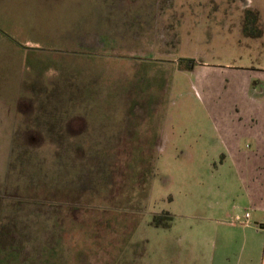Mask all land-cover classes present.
I'll use <instances>...</instances> for the list:
<instances>
[{
    "label": "rangeland",
    "instance_id": "1",
    "mask_svg": "<svg viewBox=\"0 0 264 264\" xmlns=\"http://www.w3.org/2000/svg\"><path fill=\"white\" fill-rule=\"evenodd\" d=\"M250 65L264 0H0V264H178L225 171L197 83Z\"/></svg>",
    "mask_w": 264,
    "mask_h": 264
},
{
    "label": "crops",
    "instance_id": "2",
    "mask_svg": "<svg viewBox=\"0 0 264 264\" xmlns=\"http://www.w3.org/2000/svg\"><path fill=\"white\" fill-rule=\"evenodd\" d=\"M204 79L197 80L203 95L197 139L224 153L225 171L206 194L200 222L184 227L186 254L178 264H264V66L237 69L226 82Z\"/></svg>",
    "mask_w": 264,
    "mask_h": 264
},
{
    "label": "trees",
    "instance_id": "3",
    "mask_svg": "<svg viewBox=\"0 0 264 264\" xmlns=\"http://www.w3.org/2000/svg\"><path fill=\"white\" fill-rule=\"evenodd\" d=\"M246 28H247V26H246ZM246 28L244 27V30H243V34L244 35H246V36H248V37H251V38H259L260 37V33H258V34H256V35H250L248 32L249 31H247L246 30ZM159 218V217H158ZM158 219H156V221H157ZM153 224H155V223H153Z\"/></svg>",
    "mask_w": 264,
    "mask_h": 264
},
{
    "label": "built area",
    "instance_id": "4",
    "mask_svg": "<svg viewBox=\"0 0 264 264\" xmlns=\"http://www.w3.org/2000/svg\"><path fill=\"white\" fill-rule=\"evenodd\" d=\"M245 218H248V214L245 215ZM238 220V219H237Z\"/></svg>",
    "mask_w": 264,
    "mask_h": 264
}]
</instances>
